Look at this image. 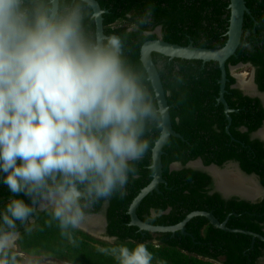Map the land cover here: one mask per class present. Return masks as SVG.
I'll use <instances>...</instances> for the list:
<instances>
[{
    "label": "clouds",
    "instance_id": "clouds-1",
    "mask_svg": "<svg viewBox=\"0 0 264 264\" xmlns=\"http://www.w3.org/2000/svg\"><path fill=\"white\" fill-rule=\"evenodd\" d=\"M97 12V0H0V185L11 194L0 207V264H21V229L31 233L40 212L76 245L88 210L122 198L167 134L152 73L128 56L153 8L124 34L98 31ZM100 251L116 264L154 260L145 243Z\"/></svg>",
    "mask_w": 264,
    "mask_h": 264
},
{
    "label": "trees",
    "instance_id": "trees-1",
    "mask_svg": "<svg viewBox=\"0 0 264 264\" xmlns=\"http://www.w3.org/2000/svg\"><path fill=\"white\" fill-rule=\"evenodd\" d=\"M108 1L112 2V10L107 5ZM244 1L250 15L244 16L243 35L237 54H240L242 47L247 44L253 48L251 52V56H253L256 55L258 46L264 47V33L261 34L262 38L256 39L257 33L264 31V0ZM97 2L101 10L109 11V14L103 15V33L105 34L127 33L129 27H132L135 17L144 8L149 6L153 8V18L150 26L143 31L142 35L133 33L127 42L129 59L133 64L141 66L140 47L146 41L156 39L155 35L144 34L151 33L157 27H161V38L164 42L180 46H187L192 42L194 47L214 49L210 45L199 43V31L203 30L208 34L207 38L215 36L220 38L227 32L229 25V0H97ZM119 2L124 11L116 13L114 9L117 8ZM127 11L133 12L129 20L124 18ZM203 22L206 24L205 27L201 24ZM225 41L226 37H223L220 47L224 46ZM250 59L255 64L254 58L250 57ZM152 60L160 76L167 103L171 107L169 111L170 121L173 130L177 134L190 142L191 138H193L192 129L195 132L200 131L202 126H206L204 123L205 119H210L212 124L215 123L223 129L225 124L223 116L219 114L209 116L211 111H220L222 109L221 107L215 108L212 106L214 97L218 95L217 81L220 74L217 65H215V68L208 67L210 65L208 63L204 69L199 70L200 61L169 60L159 54H152ZM246 60L243 58L240 61ZM230 62L236 64L237 60L231 59ZM228 103L231 107H234L230 100H228ZM176 118H179V123L175 122ZM263 118L264 116H261V119ZM234 121L235 118L233 126L235 125ZM257 126L258 123L254 128ZM184 148H186L184 143L171 138L163 149L161 158L163 178L168 186L166 189L161 186L160 190L168 200L158 205L156 211L161 212L169 207L171 208L170 214L158 216L155 219H147V210L145 207L144 209L141 207L140 211H138V217L142 222L153 226H174L183 221L193 211L215 210L217 205H221L218 203L219 199L217 196L209 198L199 193L203 187V182L206 180L204 176L189 170L169 173L168 166L178 159V157L176 158L173 155L176 152L175 149L184 150ZM185 150L187 151L188 149ZM229 152H223L222 160L218 159V161L221 162L227 158L230 155ZM199 153V151H194L193 155L198 156ZM183 158L185 160L188 159V157ZM150 160L151 153L137 164V172L130 179L124 196L122 198L119 196L112 198L109 218L112 220V238H116L112 245L95 241L80 231L75 233L77 244L72 245L60 236L55 224L51 227L47 225L48 217L45 213L40 212L34 217V230L31 233L23 234L21 229L22 236L17 241L19 254L46 257L54 260V262L48 264H116V261L110 255L101 253L100 249L120 243L127 244L131 248L135 244L145 243L146 240L151 238L150 234L143 232L145 238L141 239L142 235L137 228L127 226L128 216L125 214L140 189L145 187L151 179L152 170L144 168L150 166ZM212 160L215 159H209L208 162ZM10 195L7 188L0 185V207H3ZM20 198L28 202L25 197L21 196ZM239 205L230 203V206L234 208ZM260 206L264 207V204ZM246 207V212L254 211L252 209L254 207ZM254 212L257 214L263 213L260 210ZM213 215L219 222L224 219V215L219 210L215 211ZM230 227L256 232L248 217H245L244 220L232 219ZM186 232L188 234L186 236L177 232L174 238L170 234L161 235L157 245L145 243L149 251L154 255L153 264H161V262L162 264H213L206 261L207 258L212 257L207 252L209 240L216 245L214 248L217 249L219 246L218 240L225 237L233 240L236 237L242 238L244 241L247 239L245 236L227 234L213 229L207 224L205 219L200 217L194 218L187 223ZM209 233H213V235H209ZM238 246H236L237 250H229L230 257L236 260L237 263V259L241 254V248L240 246L238 248Z\"/></svg>",
    "mask_w": 264,
    "mask_h": 264
},
{
    "label": "flooded vegetation",
    "instance_id": "flooded-vegetation-1",
    "mask_svg": "<svg viewBox=\"0 0 264 264\" xmlns=\"http://www.w3.org/2000/svg\"><path fill=\"white\" fill-rule=\"evenodd\" d=\"M120 4L121 3L119 2L117 8L114 9L116 13L124 11ZM107 5L110 10H112V2L108 1ZM124 5H126V3H124ZM102 11L104 12L103 15L109 14L108 10ZM132 14L133 12L127 11L124 18L129 20ZM201 24L204 27L206 26L204 22ZM131 28L132 27H129L128 31ZM157 28H160L161 32V27ZM263 33L264 31L258 32L256 39L258 40L259 38H262L261 34ZM199 36L200 44H206L212 46L214 49H220L223 47H220V43L223 41V37H226V33L220 36V38L217 36L207 38L208 34H206L203 30H200ZM190 43L193 45L192 42ZM238 49L235 52V56L231 57L225 64L226 83L223 98L231 111V113L228 114L230 123L224 114L222 105L218 103L220 87L219 77L217 81L218 95L214 97V103L212 106L215 108L221 107L222 109L220 111H211L209 116H213L214 114L223 116V121L225 123L223 125V129L215 123L212 124L210 119H205L204 123L206 126H202L200 131L195 132L194 129H192L193 138H191L190 142L173 130L181 137V139L170 137L168 142L171 138L177 139L181 143H184L186 148H184V150L175 149L176 152L173 153V155L176 158L178 157V159L174 160L168 166V171L170 173L189 170L204 176L206 180L203 182V187L199 193L201 195H206L209 198L217 196L219 199L218 203L221 205H217L215 210L210 209L209 211L193 212H205L213 215L215 211L219 210L221 211V214L224 215L222 222H219L213 215L214 219L219 224H224V226L230 231H241L249 234L246 235L242 233L224 232L220 230L227 234L245 236L247 239L244 241L242 238L236 237V239L233 240L225 237L224 239L218 240L219 246L217 249L214 248L216 245L209 240L207 243V252L209 255H212V257L207 258L206 261L213 264H264V207L260 206L261 204H264V118L261 119V116H264V47L261 45L258 46L256 55L253 56H251L253 48L249 45L248 47H242L240 54H237ZM242 57L247 60L240 61L243 59ZM250 57L254 58L255 64L251 61ZM231 59L237 60L236 64H232L230 62ZM206 64L201 63L199 70L204 69ZM215 65L217 64L210 63L208 67L215 68ZM242 70H246L247 72L235 74L237 71ZM228 100L234 104V107L229 105ZM234 118L235 125L233 126ZM175 122L179 123V118H176ZM257 123L258 126L254 128ZM185 149L188 150L186 151ZM194 151H199V155H193ZM223 152H229L230 155H232H229L223 161L219 162L218 159L222 160L221 156L224 155ZM183 157H188V159L185 160ZM209 159L215 160L208 162ZM151 165L152 162L149 167L147 166L144 168L152 170ZM153 175L154 171L152 170L150 176L151 179L145 187L151 183ZM162 180L164 184L160 183L157 186V191H153L147 195L136 209V216L140 221L141 219L138 217V211H140L141 207H143V209L144 207L146 208L147 219H155L158 216L161 217L170 214L171 208L169 207L161 212L156 211L158 209V205L168 200L164 197L163 192L160 190L161 186L165 189L168 186L166 180L163 178V168ZM219 181L221 182L218 184ZM222 181L223 183H227L228 188L226 190L219 189V186L222 185ZM233 182H236V184H232ZM145 187L141 188L140 191ZM147 198L148 200L144 202ZM111 203L112 199L108 201H101L94 208L88 210L87 219L79 231L95 241L112 245V243L116 241V238L111 241L108 239L110 237L112 238V220L109 218ZM230 203L240 205L237 208H234L233 206H230ZM246 206H252L255 208H252L254 211L260 210L263 211V213L257 214L254 211H250V213L246 212ZM129 207L125 213L127 216ZM245 217L250 219L255 228L253 229L256 230V232L248 229L230 227L232 219L244 220ZM33 222H35V220ZM142 223L150 225L146 222ZM207 224L210 225L208 222ZM127 226L131 227L129 216ZM162 227H165V225ZM166 227L170 226L168 225ZM212 228L215 229L214 227ZM204 230H202V232H204ZM144 233H140L142 235L141 239L145 238ZM179 233L183 235L181 232ZM148 234H150L151 238L146 240L145 243H152L155 245L159 243L158 240L161 235H164ZM170 235H172V238L175 237V233ZM186 235L188 234L185 226V235L183 236ZM209 235H213V233H209ZM238 245L241 248V258L239 257L237 259V263L236 260H233L230 257L229 250H237L236 246ZM16 253L20 257L17 246Z\"/></svg>",
    "mask_w": 264,
    "mask_h": 264
},
{
    "label": "water",
    "instance_id": "water-1",
    "mask_svg": "<svg viewBox=\"0 0 264 264\" xmlns=\"http://www.w3.org/2000/svg\"><path fill=\"white\" fill-rule=\"evenodd\" d=\"M97 7H98L97 15L99 19L95 27L98 31L103 32L102 16L104 12L101 10L98 3H97ZM228 10L230 12V17L228 21L229 23L228 29L226 32L227 39L224 46L220 49L197 48L194 47L191 43H189L187 46H180V45L164 42L161 38L160 28H156L151 33H145V35H155L156 39L146 41L145 43L142 44L139 52L140 62L142 66L146 67L152 73L154 79V86L161 93V98L167 104L169 111H170V106L167 103L166 94L163 90V86L157 68L153 63L152 54H159L163 57L168 58L169 60L178 59L182 61H200L202 64L216 63L220 71V80H219L220 87H219L218 103L222 105L224 114L226 115L227 120L230 123L228 114L231 113V111L229 110L223 98L224 88L226 83L225 64L231 57L235 56V52L239 47L242 37L244 16L250 15V12L247 9L244 0H229ZM170 137L181 139V137L173 131L170 121V115H169L167 121V134L165 137L161 139L156 150L151 152V162H152L151 168L154 171L153 180L147 187H145L140 191V193L134 198V200L130 204L128 210L130 226L137 228L140 233L146 232L151 234H174L176 232H181L183 235H185L186 224L190 222L192 219L200 217L206 219L207 222L215 229L222 230L224 232H232V233H240V234L242 233L249 235L248 233H243L241 231L228 230L224 226V224H219L214 219L212 214L205 212L190 213L185 217V219L182 222H180L175 226H170V227L150 226L145 223H142L137 218L136 209L138 208L142 200L153 191H157V186L160 183L164 184L162 180L161 157L163 155V148L165 147Z\"/></svg>",
    "mask_w": 264,
    "mask_h": 264
},
{
    "label": "rangeland",
    "instance_id": "rangeland-1",
    "mask_svg": "<svg viewBox=\"0 0 264 264\" xmlns=\"http://www.w3.org/2000/svg\"><path fill=\"white\" fill-rule=\"evenodd\" d=\"M247 72L246 70L237 71L235 74H241ZM21 260V264H48L53 262L54 260H51L46 257H37V256H27L23 254H19Z\"/></svg>",
    "mask_w": 264,
    "mask_h": 264
},
{
    "label": "bare ground",
    "instance_id": "bare-ground-1",
    "mask_svg": "<svg viewBox=\"0 0 264 264\" xmlns=\"http://www.w3.org/2000/svg\"><path fill=\"white\" fill-rule=\"evenodd\" d=\"M237 177V176H236ZM221 181H219L218 182V184L220 183ZM232 184H236V182H233ZM228 188V186H227V183L225 182V183H223V181H222V185L221 186H219V189L220 190H226Z\"/></svg>",
    "mask_w": 264,
    "mask_h": 264
}]
</instances>
